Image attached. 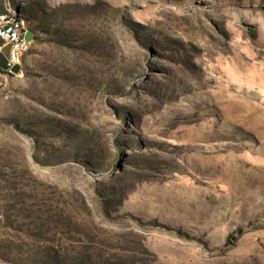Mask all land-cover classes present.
<instances>
[{
  "label": "rangeland",
  "instance_id": "obj_1",
  "mask_svg": "<svg viewBox=\"0 0 264 264\" xmlns=\"http://www.w3.org/2000/svg\"><path fill=\"white\" fill-rule=\"evenodd\" d=\"M15 8L0 264H264V0Z\"/></svg>",
  "mask_w": 264,
  "mask_h": 264
},
{
  "label": "built area",
  "instance_id": "obj_2",
  "mask_svg": "<svg viewBox=\"0 0 264 264\" xmlns=\"http://www.w3.org/2000/svg\"><path fill=\"white\" fill-rule=\"evenodd\" d=\"M30 28L20 29L14 26L11 10L7 16H0V38L10 47L5 66L0 69V77L13 74L12 69L16 64H21L23 58L30 51L26 35Z\"/></svg>",
  "mask_w": 264,
  "mask_h": 264
},
{
  "label": "bare ground",
  "instance_id": "obj_3",
  "mask_svg": "<svg viewBox=\"0 0 264 264\" xmlns=\"http://www.w3.org/2000/svg\"><path fill=\"white\" fill-rule=\"evenodd\" d=\"M9 11L10 10L1 12L0 16H7ZM11 13H12V16L14 18V26H17L20 29H27L29 27L27 20L23 16H21L20 13L16 12L15 10H12V9H11ZM30 45H31V42L29 41V46Z\"/></svg>",
  "mask_w": 264,
  "mask_h": 264
},
{
  "label": "crops",
  "instance_id": "obj_4",
  "mask_svg": "<svg viewBox=\"0 0 264 264\" xmlns=\"http://www.w3.org/2000/svg\"><path fill=\"white\" fill-rule=\"evenodd\" d=\"M10 47L0 38V69H2L7 61Z\"/></svg>",
  "mask_w": 264,
  "mask_h": 264
},
{
  "label": "water",
  "instance_id": "obj_5",
  "mask_svg": "<svg viewBox=\"0 0 264 264\" xmlns=\"http://www.w3.org/2000/svg\"><path fill=\"white\" fill-rule=\"evenodd\" d=\"M35 31L34 30H32V29H30L29 31H28V33H27V35H26V39L28 40V41H30V42H32V41H34V39H35ZM21 71H22V66H21V64H16L14 67H13V69H12V72H13V74H20L21 73Z\"/></svg>",
  "mask_w": 264,
  "mask_h": 264
},
{
  "label": "trees",
  "instance_id": "obj_6",
  "mask_svg": "<svg viewBox=\"0 0 264 264\" xmlns=\"http://www.w3.org/2000/svg\"><path fill=\"white\" fill-rule=\"evenodd\" d=\"M15 10L17 11V12H19V13H22V11H20V9L19 8H15ZM27 19V18H26ZM17 126V128H20V126H18V125H16Z\"/></svg>",
  "mask_w": 264,
  "mask_h": 264
}]
</instances>
